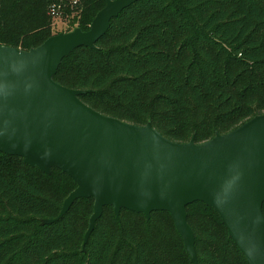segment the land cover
<instances>
[{"label": "trees", "instance_id": "trees-1", "mask_svg": "<svg viewBox=\"0 0 264 264\" xmlns=\"http://www.w3.org/2000/svg\"><path fill=\"white\" fill-rule=\"evenodd\" d=\"M72 1L0 0V45L28 50L53 35L52 4L79 9L82 30L105 5ZM95 45L64 57L53 79L86 90L80 99L105 115L150 122L176 142L190 133L204 142L264 113V0H138L111 19ZM75 187L60 169L45 174L0 152V264H191L166 211L146 219L121 209L117 220L105 206L84 248L92 198L42 224L59 213L55 197ZM186 211L197 264H248L212 207L196 201ZM169 239L180 244L177 261Z\"/></svg>", "mask_w": 264, "mask_h": 264}, {"label": "water", "instance_id": "water-1", "mask_svg": "<svg viewBox=\"0 0 264 264\" xmlns=\"http://www.w3.org/2000/svg\"><path fill=\"white\" fill-rule=\"evenodd\" d=\"M138 0H105L89 28L51 35L23 50L0 45V152L16 155L45 174L53 168L76 187L54 218L77 199L92 198L84 248L105 206L119 220L121 209L166 211L181 236L191 264H197L187 205L201 201L219 215L248 264H264V113L227 133L196 142H176L150 122L136 125L105 115L53 77L76 48H96L110 21Z\"/></svg>", "mask_w": 264, "mask_h": 264}, {"label": "rangeland", "instance_id": "rangeland-1", "mask_svg": "<svg viewBox=\"0 0 264 264\" xmlns=\"http://www.w3.org/2000/svg\"><path fill=\"white\" fill-rule=\"evenodd\" d=\"M63 5V4H62ZM60 10H62V14L59 18H55L52 20V34H57L59 32H68L74 29L75 27H78L79 25V17H80V10L76 8H72L70 5L62 6L60 5ZM192 137V134L190 133L188 135V141ZM64 198L62 197H55V209L56 214L58 213L62 201ZM110 212V210H109ZM108 214V210L106 211L105 215ZM151 216V214H150ZM162 220H168L166 217L162 218ZM104 221H108V218H105ZM165 238V237H164ZM166 249H169L171 251V258L177 261V256H182V253L180 251V244L177 242V244L169 239V241H166ZM198 249H200L198 244ZM187 254V253H186ZM188 258V256H187ZM188 260V259H187ZM185 264V262L183 263Z\"/></svg>", "mask_w": 264, "mask_h": 264}, {"label": "built area", "instance_id": "built-area-1", "mask_svg": "<svg viewBox=\"0 0 264 264\" xmlns=\"http://www.w3.org/2000/svg\"><path fill=\"white\" fill-rule=\"evenodd\" d=\"M76 0H73L72 1V5L73 4H76ZM49 13L52 15V17L55 19V18H59L61 16V13H60V5L59 4H52L50 6V9H49Z\"/></svg>", "mask_w": 264, "mask_h": 264}]
</instances>
